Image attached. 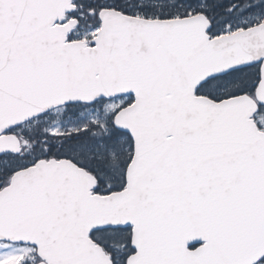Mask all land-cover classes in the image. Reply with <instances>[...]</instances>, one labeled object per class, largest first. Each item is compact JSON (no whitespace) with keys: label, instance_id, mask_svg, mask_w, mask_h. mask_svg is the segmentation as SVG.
Instances as JSON below:
<instances>
[{"label":"snow or ice","instance_id":"snow-or-ice-1","mask_svg":"<svg viewBox=\"0 0 264 264\" xmlns=\"http://www.w3.org/2000/svg\"><path fill=\"white\" fill-rule=\"evenodd\" d=\"M0 264H264V0H0Z\"/></svg>","mask_w":264,"mask_h":264}]
</instances>
